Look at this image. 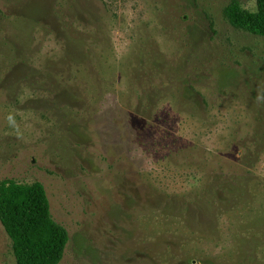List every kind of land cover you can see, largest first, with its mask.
<instances>
[{"label": "rangeland", "instance_id": "obj_1", "mask_svg": "<svg viewBox=\"0 0 264 264\" xmlns=\"http://www.w3.org/2000/svg\"><path fill=\"white\" fill-rule=\"evenodd\" d=\"M230 1L0 0V181L45 187L59 264H264V37Z\"/></svg>", "mask_w": 264, "mask_h": 264}, {"label": "trees", "instance_id": "obj_2", "mask_svg": "<svg viewBox=\"0 0 264 264\" xmlns=\"http://www.w3.org/2000/svg\"><path fill=\"white\" fill-rule=\"evenodd\" d=\"M256 3V11H249L231 0L224 16L232 27L264 37V0ZM0 223L12 242L16 264H59L62 260L68 232L54 220L40 182L0 181Z\"/></svg>", "mask_w": 264, "mask_h": 264}]
</instances>
